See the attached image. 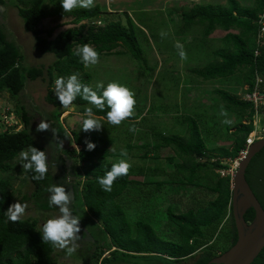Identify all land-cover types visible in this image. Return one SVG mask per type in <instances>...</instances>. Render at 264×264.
Returning a JSON list of instances; mask_svg holds the SVG:
<instances>
[{"label": "trees", "instance_id": "trees-1", "mask_svg": "<svg viewBox=\"0 0 264 264\" xmlns=\"http://www.w3.org/2000/svg\"><path fill=\"white\" fill-rule=\"evenodd\" d=\"M226 2V6H216L215 10L211 5H198L188 12H183L182 17L186 25L200 24L204 28L205 35H209L216 28L238 31V33L226 35V39L233 42L232 50L219 52L217 56L221 60L217 65L194 70V73L208 80L226 78L238 71H244V83L247 87L242 92L251 91L255 72H258L264 80V38L262 45L258 47L259 54L254 55L257 49L256 21L264 9V0H254L251 7H243L236 0ZM5 3V0H0V5ZM20 4L23 5L20 6ZM13 5L22 19L24 30L34 36L35 51L39 55H53L54 61L47 67L25 68L19 47L7 38L0 25V94L7 93L11 97H16L25 87L27 80L34 81L41 78L47 81L46 101L56 109L53 111L52 126L55 137H65L80 146L72 169L78 172L76 178L81 175L82 181L78 178L72 184L74 197L72 208L81 220V210H85L89 214V221L96 225L95 235L92 234L93 251L90 257L95 262L99 261L100 264L111 261L130 264H139L138 261L178 264L190 259L193 260L190 264H208L209 260L215 256V251L208 250L195 256L196 250L202 245L199 240L203 235L202 227H210L222 219L232 224L231 245H233L236 232L231 213L230 177L220 176L216 170L228 167L220 159L236 158L238 153L246 148L245 140L254 128V112L251 104L242 101L236 94L233 97L223 90H217L221 98L228 103L227 110L237 116V122L232 125L234 130H230L229 126L225 127L224 140H231L230 147L207 149L206 141L200 137L201 131L192 118L187 120L186 139L182 137L181 139L180 136H161V142L171 147L180 160L178 163L175 160L176 157L169 158V161L173 163L174 172L171 175L163 173L167 179L161 183H166L169 188L178 191L183 190L184 196L192 198L195 203L191 202L189 208L179 214H174L170 208L167 211L168 219L177 226V241L161 239L152 225L145 220L136 221L135 234H133L126 213L117 200L129 184L136 183L130 180V176L135 173L129 169L126 176L118 177L113 182L110 192L102 190L97 183V178L111 168V164L102 160L109 157L114 140L92 131L82 133L73 131L67 134L59 122L64 108L54 95L53 88L57 77H67L72 73H79L81 80L88 84L90 76L84 73L83 64L72 54L77 44L89 43L100 53V57L122 46L133 57L139 59L140 51L133 35L134 23L128 19L127 27L118 19L105 20L98 5L90 9L75 8L71 12H64L59 0H53L51 8L46 6L45 0H19ZM61 16H71L70 23L73 27L60 31L54 37L52 35L55 28L40 27L44 19ZM84 21L91 22V25L87 26ZM98 21H104V25L96 24ZM74 102L80 106V113H83L87 102L79 97ZM10 111L21 121L22 128L19 130L8 128L0 132V172L2 174L10 171V162L19 156L21 150H26L29 146L45 150L34 141L29 131L32 117L24 107L19 105L15 110ZM94 111H96L95 108ZM96 114L100 117L105 115L104 112L98 111ZM136 118L133 116L128 120ZM263 123L264 119L262 125ZM85 138L95 143L94 150H86ZM198 158L205 160L200 162ZM65 171L64 168L63 172ZM25 173L35 186L41 182L46 183L50 177L48 171L45 179L37 181L32 178V172ZM138 173H141V169H138ZM203 179L206 184H200ZM245 179L264 209V147L249 162ZM193 186L201 188L202 191L198 192L199 194L190 192L189 188ZM10 187L8 177L0 178V264H56L52 258L54 248L50 244L43 243L35 219H21L17 222L7 220L5 211L16 202ZM253 217L252 209L244 214L247 222H250ZM86 230L89 232L88 229ZM108 239L112 241L115 249L109 253V256L102 257L105 242ZM251 264H264V247Z\"/></svg>", "mask_w": 264, "mask_h": 264}, {"label": "rangeland", "instance_id": "rangeland-1", "mask_svg": "<svg viewBox=\"0 0 264 264\" xmlns=\"http://www.w3.org/2000/svg\"><path fill=\"white\" fill-rule=\"evenodd\" d=\"M17 1L19 0H5L6 3L0 5V25L3 27L7 38L19 47L23 57L22 64L25 68L47 67L54 61V56L51 54L39 55L35 51L34 36L24 30L22 19L18 16L17 9L13 5ZM45 1L46 6L51 8L53 0ZM176 1L179 3L180 0ZM182 2L183 0L180 3ZM186 2L195 3L194 0H186ZM198 2L201 3V0L197 1L196 4ZM237 2L240 5L246 3L245 0H237ZM226 4L217 6H226ZM22 5L20 4V6ZM96 5L102 10L105 20L118 19L128 27V19H131L135 25L133 35L140 51V58L136 59L120 46L111 53L102 54L96 65L89 68L84 67V73L90 76L88 84L94 85L98 80H103L105 84L112 80H118L127 85L135 93L136 104L133 109V116L142 118L139 122L127 119L119 126L105 123L100 131H92L97 135L112 138L114 140L113 145L117 149L116 152H113L111 150L112 145L109 157L103 159L102 162L112 165L120 158V150L124 149L128 153L127 159L131 163V171L136 173V170L141 169L140 176H130V180L136 183L129 184L126 191L117 200L126 213L133 234H135L136 221L145 220L152 225L161 239L177 241V226L168 219L167 211L170 208L174 214H179L185 212L191 202H195L192 198L184 196L183 190L178 191L169 188L166 183H161L167 178L163 175L165 171L167 174H173L174 167L169 158L176 156L174 150L165 146L160 139L161 136H180V138L186 139L187 120L192 118L202 133H200V137L206 141L207 149L212 146L215 148L231 146V140H224L225 127L229 126L230 130H233L232 125L237 122V116L227 110L226 105L228 103L216 92L223 90L233 97L235 94L237 95V91L246 87L244 71H238L226 78L204 80L195 74L194 70L217 65L221 60L217 56L218 53L232 50L233 42L226 39V35L238 33V31L230 30L217 34L219 32L213 33V30L210 37L204 34V28L200 24L195 23L190 26L187 25L190 27L189 30L183 32L178 16L174 18L175 20L178 19L176 22L174 20L169 22L165 11L159 9L163 6V0H94V6ZM211 6L214 10L216 9V5L211 4ZM71 19V16L46 18L41 22L40 27L44 29L55 28L52 35L54 37L60 31L73 27L70 23ZM84 23L87 26L91 25V22L88 21H84ZM100 24L103 26L104 21ZM162 31L166 32L167 35L161 37ZM176 31H179L178 35L173 33ZM176 41L184 45L187 54L186 60L180 59L178 49L175 47ZM46 92L47 81L38 78L34 81L27 80L25 87L16 97H11L7 93L0 94V122H2V117L7 111L12 113L10 110H15L17 106L24 107L25 111L32 117L29 131L34 141L44 147L48 158L50 177L46 182L47 184L41 182L35 186L20 164L19 156L10 162L11 169L9 172L4 174L0 172V178L8 177L14 200L27 205L21 219H35L38 230L45 219L58 214L57 208L48 206V186L62 183L65 177L70 176L72 182L70 185H66V190L72 193L74 180L80 178L82 181L81 175L76 178L78 172H74L72 169L73 161L77 159L80 146L75 145L65 137H55L52 126L53 111L56 109L46 101ZM73 104L75 105L73 112L64 116V109L59 117V122L67 134L73 131L84 132L80 130L82 114L80 113V106L75 102ZM221 106L227 110V118L232 120V124L225 125L222 123L225 117L220 116ZM44 118L50 122V127L48 130L38 132L37 125ZM16 119L12 120L18 124L14 126H17V129L22 128L21 121L17 117ZM263 119L264 117L261 116L258 120V133L256 135L258 137L262 133ZM132 125H135L136 132L129 131V127ZM1 126L3 125L0 123V131L3 130ZM59 141L62 142V147ZM153 148L158 150L154 151L157 156L148 155L152 154L151 149ZM175 160L178 163L180 161L177 157ZM203 160L205 159L202 158L200 162ZM220 161L229 163L227 159H220ZM64 168L65 173L63 172ZM159 184L162 185L157 186ZM200 184H206V181L203 179ZM189 189L193 193L202 191L196 186ZM204 194L206 193L204 192ZM25 196L26 198H24ZM80 215L82 216L80 239L77 241L79 247L71 256L66 255L64 250L54 248L52 258L56 264H100L99 261L95 262L90 257L93 251L92 234L95 235L96 225L89 221V214L85 210L82 209ZM229 226L230 221L225 222L222 219L215 225L202 227L203 235L199 238L200 242L203 245L214 241L212 248L218 251L225 250L230 239ZM105 244L102 257L109 256L107 253L114 250L110 239ZM187 262L185 261L184 264ZM138 263L157 264L153 261H138ZM107 264L130 263L111 261Z\"/></svg>", "mask_w": 264, "mask_h": 264}, {"label": "clouds", "instance_id": "clouds-1", "mask_svg": "<svg viewBox=\"0 0 264 264\" xmlns=\"http://www.w3.org/2000/svg\"><path fill=\"white\" fill-rule=\"evenodd\" d=\"M64 12H71L74 8L90 9L94 6V0H59ZM166 32H161L160 36H166ZM176 49L181 60L187 59L184 45L176 41ZM73 56L79 59L85 68L96 65L99 62L100 53L89 43L77 44L72 52ZM53 93L58 98L60 105L65 109L63 115L68 116L75 110L73 102L79 97L87 102L80 119V130L84 132L100 131L105 123L119 126L122 122L133 117L134 106L136 104L135 93L125 84L118 80H112L105 84L103 80H98L94 85L84 83L79 73H72L67 77H57L54 81ZM94 108L96 111H94ZM105 109L107 111L105 112ZM104 112L100 117L96 112ZM220 116L225 117L222 123L232 124L228 117L227 110L223 106L220 108ZM50 127L47 118L41 119L37 125V131H45ZM129 131L136 132L135 125L129 127ZM62 147V142L59 141ZM86 150L92 151L96 145L93 141L85 138ZM111 150L116 152L113 145ZM126 150H120V158L113 162L111 168L103 176L97 178V183L105 192L112 190L113 182L118 177L126 176L131 167L127 159ZM199 159V158H198ZM19 162L25 172H32L34 180H43L48 173V158L44 150H39L34 146H29L19 153ZM72 177L63 179L62 183L50 184L47 188L48 206L58 209V214L45 219L40 225L39 232L43 243L50 244L53 248L64 250L66 255L74 254L79 245L80 220L81 217L75 214L72 208L73 194L66 190V185H70ZM27 205L19 201L11 204L5 211L8 221L17 222L23 217Z\"/></svg>", "mask_w": 264, "mask_h": 264}, {"label": "water", "instance_id": "water-1", "mask_svg": "<svg viewBox=\"0 0 264 264\" xmlns=\"http://www.w3.org/2000/svg\"><path fill=\"white\" fill-rule=\"evenodd\" d=\"M264 147V123L261 136L247 147L246 155L239 162L233 176L231 213L236 240L227 250L213 257L208 264H251L264 247V209L245 179L246 168ZM254 211L250 222L244 219L247 210Z\"/></svg>", "mask_w": 264, "mask_h": 264}, {"label": "built area", "instance_id": "built-area-1", "mask_svg": "<svg viewBox=\"0 0 264 264\" xmlns=\"http://www.w3.org/2000/svg\"><path fill=\"white\" fill-rule=\"evenodd\" d=\"M258 25L257 29V35H256V45L257 49L254 51V55L257 56L259 54L258 47H260L263 43V38H264V9L263 11L259 14L258 20L256 21ZM96 24H100V21H98ZM263 78L262 76L258 73L255 72L254 75V82H253V88L251 91H246V92H241L238 93L237 96L244 102L250 103L252 108H253V131L247 136L245 142H246V148L244 150H241L236 158L233 159H228L229 163L227 164V168H222L216 170L220 176H229L230 177V182H231V188H232V183H233V176L236 172V169L238 167L239 162L244 158L246 155L247 147L251 145L256 139L259 137L256 136L258 133V120L262 116L264 117V85H263ZM16 116L7 111L6 114L3 115L2 117V122H0L3 126L2 131L8 129V128H13L14 130H19L17 129L18 125L16 124L15 120ZM17 120V119H16ZM11 121V122H9ZM258 137V138H257ZM199 161L202 160V158L198 159Z\"/></svg>", "mask_w": 264, "mask_h": 264}, {"label": "crops", "instance_id": "crops-1", "mask_svg": "<svg viewBox=\"0 0 264 264\" xmlns=\"http://www.w3.org/2000/svg\"><path fill=\"white\" fill-rule=\"evenodd\" d=\"M182 0H180L179 1V3H177L178 1H176V0H163V6H162V8H159V9H161V10H163V11H165V13H166V16L168 17L167 19H168V21L169 22H171V21H177V20H175L174 18L176 17V16H178V18H180V20H181V22H179L180 23V25H182V27H183V29H181V30H183V32H185V31H188L189 30V26H187L186 24H185V20L183 19V12H188L189 10H191L193 7H195V6H198V5H207V4H214V5H222V4H225V3H227L226 1L227 0H201V3L200 2H198V4H196V2L197 1H200V0H194V2L195 3H189V2H186V0H183V2L182 3H180ZM237 1V0H236ZM245 2L246 3H244V4H241V6H243V7H251L254 3V0H245ZM179 4V5H178ZM193 5V6H192ZM180 6V7H179ZM170 11V12H169ZM168 12V13H167ZM171 17V18H170ZM177 18V17H176ZM181 27V28H182ZM175 31V30H174ZM180 31V30H179ZM179 31L177 32H173V33H177V35L179 34ZM228 31H230V30H228ZM228 31H225V30H223V29H220V28H216L214 31H213V33L214 32H219V33H217V34H221V33H223V32H228ZM221 32V33H220ZM182 33V32H181ZM209 36L211 37V34H209ZM180 38H182V37H180ZM247 87V86H246ZM245 87V88H246ZM243 90L242 89H240L239 91H237V93H241ZM217 93V92H216ZM141 119L142 118H136V119H134V120H131V121H133V122H139V121H141ZM233 130H234V128H233ZM1 132V131H0ZM223 142V141H222ZM213 144V143H212ZM154 148H155V145H154ZM154 148L153 149H151V152H152V154H148L149 156H157L156 154H155V152L154 151H158V150H154ZM213 148H215L214 146H212L210 149H213ZM170 149V148H169ZM151 159V158H150ZM228 160V159H227ZM137 171V173H138V170H136ZM165 174H167V172L165 171ZM135 175L136 176H140V173L139 174H136L135 173ZM134 175V176H135ZM170 175V174H169ZM164 177H166V175H164ZM165 179H167V178H165Z\"/></svg>", "mask_w": 264, "mask_h": 264}, {"label": "flooded vegetation", "instance_id": "flooded-vegetation-1", "mask_svg": "<svg viewBox=\"0 0 264 264\" xmlns=\"http://www.w3.org/2000/svg\"><path fill=\"white\" fill-rule=\"evenodd\" d=\"M225 222H227V221H225ZM233 227H232V224H231V222H230V226H229V231H228V233H229V244H228V246L226 247V249L225 250H227L229 247H230V245L232 244V242H233V238H232V236H233V229H232ZM213 242L214 241H211V242H209V243H206V244H203V245H201L199 248H198V250L195 252V256L196 255H199V254H201V253H205L206 251H208V250H211L212 252H214L215 251V256H218L219 254H221V253H223L225 250H215L214 248H212V246H213ZM112 247H114V246H112ZM114 249H115V247H114ZM121 251H123V252H125V250H123V249H120ZM107 255H109V253H107ZM214 256V257H215ZM193 260L192 259H190V260H188V262L186 263V264H190L191 262H192ZM210 261V260H209ZM185 263V261L184 262H181V263H178V264H184Z\"/></svg>", "mask_w": 264, "mask_h": 264}]
</instances>
